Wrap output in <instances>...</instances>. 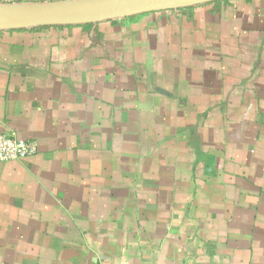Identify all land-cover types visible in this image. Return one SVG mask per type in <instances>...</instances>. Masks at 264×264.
Here are the masks:
<instances>
[{
  "label": "crops",
  "instance_id": "0c3cea01",
  "mask_svg": "<svg viewBox=\"0 0 264 264\" xmlns=\"http://www.w3.org/2000/svg\"><path fill=\"white\" fill-rule=\"evenodd\" d=\"M0 132V264H264V0L0 30Z\"/></svg>",
  "mask_w": 264,
  "mask_h": 264
},
{
  "label": "water",
  "instance_id": "95a60500",
  "mask_svg": "<svg viewBox=\"0 0 264 264\" xmlns=\"http://www.w3.org/2000/svg\"><path fill=\"white\" fill-rule=\"evenodd\" d=\"M219 0H55L0 2V30L80 25L177 10Z\"/></svg>",
  "mask_w": 264,
  "mask_h": 264
},
{
  "label": "built area",
  "instance_id": "2783aa9c",
  "mask_svg": "<svg viewBox=\"0 0 264 264\" xmlns=\"http://www.w3.org/2000/svg\"><path fill=\"white\" fill-rule=\"evenodd\" d=\"M38 152L37 141L25 140L10 133L0 132V161L23 159Z\"/></svg>",
  "mask_w": 264,
  "mask_h": 264
}]
</instances>
